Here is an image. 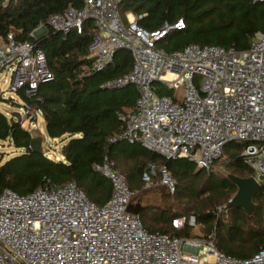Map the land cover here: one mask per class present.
<instances>
[{"label": "built area", "instance_id": "built-area-1", "mask_svg": "<svg viewBox=\"0 0 264 264\" xmlns=\"http://www.w3.org/2000/svg\"><path fill=\"white\" fill-rule=\"evenodd\" d=\"M118 2L85 0L81 9L70 6L49 19L65 33L73 27L82 31L84 21L93 19L95 69L105 68L120 48L132 52V70L105 84L134 83L140 91L134 109L118 112L123 121L118 137L140 141L167 159L188 157L206 169L224 156L227 142L242 140L254 175L264 176V33H256L244 50L192 43L166 51L158 43L184 28V18L150 30L129 13L124 17ZM4 70L12 73L10 89L30 98H39V85L53 78L45 51L30 40H16L13 33L0 41V73ZM159 85L174 89L175 97L160 94ZM38 113L34 104L26 105L20 120L35 126ZM95 168L113 185L104 205L76 181L47 184L28 194L0 191V264H264V248L241 258L220 250L212 237L148 230L131 209L137 190L113 160L106 155ZM157 175L169 191L176 190L165 164L150 163L143 173L145 185L154 184ZM192 220L195 216L182 215L172 222L182 228Z\"/></svg>", "mask_w": 264, "mask_h": 264}, {"label": "trees", "instance_id": "trees-1", "mask_svg": "<svg viewBox=\"0 0 264 264\" xmlns=\"http://www.w3.org/2000/svg\"><path fill=\"white\" fill-rule=\"evenodd\" d=\"M84 4L85 0H0V39L5 41L13 33L16 40H30L47 55L53 78L39 85V98L20 93L25 105L34 104L43 115L50 139L60 143L55 156L50 155L49 143L47 153L34 151L30 146L31 129L24 126L22 119L0 110V141H8L18 150L14 155L0 158V191L10 188L28 194L47 184L76 181L94 202L104 205L112 196L113 185L95 164L102 163L106 155L137 192L145 186L143 173L150 163L158 167L165 164L176 180V190L167 195L168 217L150 205L140 202L131 205L132 211L140 213L148 230L189 237L190 223L177 228L172 219L193 215L196 223L204 224L205 237L214 238L218 248L227 254L246 258L264 248V181L254 196L252 214L241 207L228 206L231 218L226 223L218 209L238 190L230 174L243 177L255 174L242 154L245 141L227 142L224 149L227 158L217 159L206 169L188 157L167 159L140 141L118 137L123 130L118 112L134 109L140 91L134 83L118 87L105 84L132 70V52L120 48L105 68L95 69L90 49L96 33L93 19L84 21L82 31L73 27L67 33L49 24L51 15L70 6L81 9ZM118 4L124 17L133 13L138 23L150 30L184 18V28L173 30L158 43L166 51L181 50L192 43L244 50L251 46L256 33H264V2L119 0ZM41 25L46 30L35 36L34 31ZM159 93L175 97L171 87L159 85ZM219 161L231 171L226 174L215 170Z\"/></svg>", "mask_w": 264, "mask_h": 264}, {"label": "rangeland", "instance_id": "rangeland-1", "mask_svg": "<svg viewBox=\"0 0 264 264\" xmlns=\"http://www.w3.org/2000/svg\"><path fill=\"white\" fill-rule=\"evenodd\" d=\"M46 30L44 25H41L34 31V35L38 36L42 34ZM12 82V73L9 70H4L0 73V91L2 92V97H0V110L8 114L10 117L12 116L13 112H20L23 113V107L26 106V100L23 97V95L20 92H16L10 89ZM23 120V119H22ZM24 121V126L30 128L31 130L33 128H37L38 130H41L43 133H47L46 127H45V122H44V117L41 113H38V117L36 120V125L33 126L30 124L29 120H23ZM48 143L52 145L50 155L55 156V152L59 150L60 143H56V141L49 139ZM17 149L8 143V141H0V158L2 156L8 157L11 155H14L17 153ZM227 158V155L222 157V160ZM221 160V161H222ZM215 170H219L218 172H225L226 174L229 173L231 170L227 168V166L224 163H221L220 161L215 164L214 166ZM165 188L168 190L166 185L162 184L160 182V176L157 175L155 178L154 184L150 186H143L141 191L137 192V194L133 198V202L138 200L140 197H143V204H158V202H145L147 200H144V195H147V192L149 191H154L155 189H162ZM235 208V207H232ZM238 208V207H236ZM242 208V207H241ZM220 216L222 217L221 219L224 220L226 223L230 222V213L228 211V203H223L219 205L218 207ZM244 209V208H243ZM245 210V209H244ZM246 211V210H245ZM191 218L194 216L191 215ZM190 225L192 226L191 228V236L190 237H205V229H204V224L202 223H196V218L195 222H189ZM214 226H216V220L212 221Z\"/></svg>", "mask_w": 264, "mask_h": 264}, {"label": "water", "instance_id": "water-1", "mask_svg": "<svg viewBox=\"0 0 264 264\" xmlns=\"http://www.w3.org/2000/svg\"><path fill=\"white\" fill-rule=\"evenodd\" d=\"M12 118L20 119V112H13ZM32 140L30 143L31 148L34 151L47 153L48 150V136L37 128H33ZM230 178L237 184L238 190L236 194L229 200V207H242L249 214L254 212L255 203L254 196L258 193L264 176L259 178L255 175L249 177L238 176L230 174Z\"/></svg>", "mask_w": 264, "mask_h": 264}, {"label": "crops", "instance_id": "crops-1", "mask_svg": "<svg viewBox=\"0 0 264 264\" xmlns=\"http://www.w3.org/2000/svg\"><path fill=\"white\" fill-rule=\"evenodd\" d=\"M129 17L130 18H135L136 16L133 13H129ZM0 41H2L0 39ZM47 134V133H45ZM48 136V140L50 139L49 135ZM169 193V190H166L165 188L162 189H158V190H154V191H149L147 192V195H144V200H147L145 202H158V204H143V197L139 198L138 200L134 201V202H140L142 205H150L153 206L155 208H158L160 210V215L164 216V217H168L169 215V205L167 202H169V200L167 199V195Z\"/></svg>", "mask_w": 264, "mask_h": 264}]
</instances>
